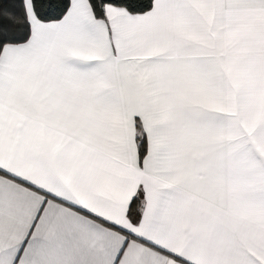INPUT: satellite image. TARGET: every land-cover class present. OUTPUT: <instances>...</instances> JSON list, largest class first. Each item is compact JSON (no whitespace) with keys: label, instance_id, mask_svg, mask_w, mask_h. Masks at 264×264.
Returning a JSON list of instances; mask_svg holds the SVG:
<instances>
[{"label":"snow or ice","instance_id":"1","mask_svg":"<svg viewBox=\"0 0 264 264\" xmlns=\"http://www.w3.org/2000/svg\"><path fill=\"white\" fill-rule=\"evenodd\" d=\"M0 264H264V0H0Z\"/></svg>","mask_w":264,"mask_h":264}]
</instances>
